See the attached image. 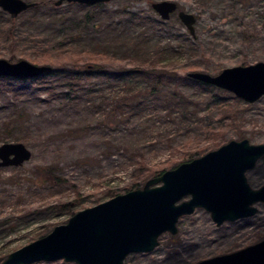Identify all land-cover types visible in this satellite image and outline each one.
I'll list each match as a JSON object with an SVG mask.
<instances>
[{
	"label": "rangeland",
	"instance_id": "374dc122",
	"mask_svg": "<svg viewBox=\"0 0 264 264\" xmlns=\"http://www.w3.org/2000/svg\"><path fill=\"white\" fill-rule=\"evenodd\" d=\"M22 1L36 5L12 22L0 9V59L10 62L13 56L17 61L10 63L49 66V61H38L43 51L51 56L86 54L105 46L110 62L103 70L114 72L128 66L124 57L131 52L130 42L144 37L172 48L171 57L160 64L170 78L159 86L154 110L138 117L130 112L133 101L122 98L147 90L146 81L124 84L94 77L93 86H80L67 98L59 78L46 77L32 85L25 82L29 79L0 77V146L21 143L31 153L21 166L0 167V262L66 225L77 212L142 189L155 177L142 181L134 154L143 157L142 170L170 166L168 171L217 150L210 148L211 130L223 133L220 146L241 140L264 145V95L249 103L214 86L184 79L189 73L216 76L224 69L264 63V0H111L57 7V0ZM161 1L178 8L167 21L151 7ZM179 11L195 18L193 36L179 20ZM87 14L90 18L85 21ZM140 17L163 21L155 28L159 33H150ZM11 25L8 36L2 29ZM83 64L93 66L91 61ZM172 95L182 108L171 115L174 119L166 114ZM146 100V106L153 102ZM188 139L191 145L180 156L170 153ZM57 178L65 182L58 183ZM246 179L254 190L264 186V157L246 173ZM189 199L186 196L179 204ZM70 202L74 203L71 213L53 209ZM255 208L254 216L220 226L207 211L197 208L179 218L176 234L163 233L152 252L131 254L124 263L196 264L254 245L264 239V204L257 203Z\"/></svg>",
	"mask_w": 264,
	"mask_h": 264
},
{
	"label": "water",
	"instance_id": "95a60500",
	"mask_svg": "<svg viewBox=\"0 0 264 264\" xmlns=\"http://www.w3.org/2000/svg\"><path fill=\"white\" fill-rule=\"evenodd\" d=\"M111 0H57L54 6L74 3L93 6ZM34 7L22 0H0V9L17 16ZM153 11L167 21L177 11L173 2L152 3ZM179 20L193 36L195 18L183 11ZM27 61L0 59V77L33 79L50 71ZM189 78L232 93L252 103L264 95V63L224 69L216 76L189 73ZM31 157L21 143L0 146V167H18ZM264 157V145L247 140L230 141L217 150L149 179L142 189L117 195L74 214L66 225L14 252L0 264H37L63 261L72 264H125L131 254H147L158 246L163 233L176 234L179 218L197 208L207 211L216 226L247 219L264 204V186L252 189L246 173ZM186 196L188 201L179 202ZM196 264H264V239L239 251Z\"/></svg>",
	"mask_w": 264,
	"mask_h": 264
},
{
	"label": "trees",
	"instance_id": "16d2710c",
	"mask_svg": "<svg viewBox=\"0 0 264 264\" xmlns=\"http://www.w3.org/2000/svg\"><path fill=\"white\" fill-rule=\"evenodd\" d=\"M36 4H34L35 7ZM33 8V7H32ZM56 9H54L55 11ZM2 11V10H1ZM0 11V13H2ZM6 13V12H5ZM156 15V14H155ZM10 16V15H9ZM90 18V16L87 14L85 17V21H87ZM16 19V16H10L9 21L12 22ZM142 25L145 26L147 30L150 31V33H159V30L155 31L156 26L164 23L163 21H156L155 19H151L150 17H140L138 18ZM64 24V22H63ZM5 26V25H4ZM12 25L8 28L5 27L4 30L2 29V32L4 34H7L10 36ZM192 36V35H191ZM11 38V37H10ZM148 38H140L135 42H130L131 46V52L126 54L124 59L128 66L126 68H121L119 70L112 71H105L104 64L110 62V56L107 53V49L105 51V46H98L95 50H90L86 54H73L70 52H59L55 54L54 56H51L46 53V51L41 52V54L38 57V61L40 62H46L49 61L47 64H49V67L51 68L50 71L42 74L39 77L26 80L25 82H28L30 84H35L38 82V80L42 81L46 77H53L55 79H58L62 82H64V86H66V95L68 98V95L71 96V93L75 92L80 86H93L92 85V79L94 77L99 78H107L112 79L115 83H139L141 81H146L145 83L149 88L145 91H137L136 93H129L130 98H122V100H132L133 103L129 104L130 112L133 113V116L141 117V114L145 110L152 109L154 110L155 105H157V101H159V98L156 96L158 92L159 86L163 85L167 80L169 81L170 75L167 71H164L160 64L165 60V58H170L169 51L172 50L171 47L167 46L164 47L160 43H151ZM51 42V40H50ZM13 46V43L11 44ZM108 48V47H107ZM169 53V54H168ZM168 54V55H167ZM49 55V56H48ZM99 56H102L103 58H98ZM17 59H15L13 56L10 58V62H15ZM82 64H79L81 63ZM83 61H91L93 66L86 67L83 64ZM53 65H55L53 67ZM172 64L170 63L168 65L169 68H171ZM159 68L160 71H156V69ZM187 76V75H186ZM188 77V76H187ZM184 77L185 80H193L192 78ZM4 80H13L18 81L14 78H3ZM54 79V80H55ZM196 81V80H195ZM198 86H210L203 84L199 81L196 82ZM69 96V97H70ZM145 98V99H144ZM152 99L153 102L151 105L146 106V103L148 104V100L146 99ZM175 95H172L170 99L167 101V111L166 114L168 117H171L174 113L181 112V106L176 101ZM156 102V103H155ZM118 103L121 104V101L119 100ZM116 107V104L114 105ZM161 108H164L163 106ZM164 108V109H166ZM118 109V107H117ZM115 110V108L113 109ZM181 115H178L175 120H179L180 118L184 117V113H180ZM230 117H232L230 115ZM229 118V117H228ZM174 119V118H173ZM233 119V118H231ZM188 120V119H186ZM185 120V121H186ZM184 121V122H185ZM223 133L221 131L215 132L211 130L208 133L209 138L211 139V147L210 148H219L220 143L219 140L222 138ZM191 145V139H188L182 146V148H171L170 153L174 155L180 156L182 151L187 147H190ZM133 156V155H132ZM189 157L191 155H188ZM136 159V166H137V173L142 176V181L146 180L147 178L156 177L163 172H165L166 168L169 167H157L155 169L151 170H142L145 168V161L141 155H135L133 156ZM188 157V158H189ZM183 160H186L183 158ZM194 160V159H192ZM189 160V161H192ZM151 176V177H149ZM57 182L64 183L65 181H61L57 178ZM135 188V187H134ZM136 190V189H134ZM75 199L78 201L80 200L81 196L79 193L75 194ZM74 203H61L56 206H53V209L58 210H65L67 212L72 211Z\"/></svg>",
	"mask_w": 264,
	"mask_h": 264
}]
</instances>
